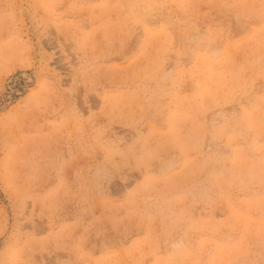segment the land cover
<instances>
[{"label":"rangeland","instance_id":"1","mask_svg":"<svg viewBox=\"0 0 264 264\" xmlns=\"http://www.w3.org/2000/svg\"><path fill=\"white\" fill-rule=\"evenodd\" d=\"M0 264H264V0H0Z\"/></svg>","mask_w":264,"mask_h":264}]
</instances>
